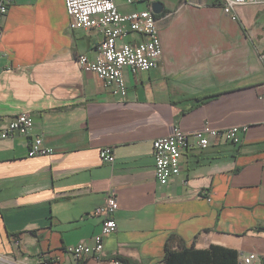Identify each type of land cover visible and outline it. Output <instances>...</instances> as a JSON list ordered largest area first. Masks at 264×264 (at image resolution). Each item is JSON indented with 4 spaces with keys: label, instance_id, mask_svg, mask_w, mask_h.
Listing matches in <instances>:
<instances>
[{
    "label": "crops",
    "instance_id": "crops-1",
    "mask_svg": "<svg viewBox=\"0 0 264 264\" xmlns=\"http://www.w3.org/2000/svg\"><path fill=\"white\" fill-rule=\"evenodd\" d=\"M65 2L12 0L2 22L1 128L29 114L55 153L30 158L20 135L0 142V264H165L172 236L176 249L214 245L264 264V4L226 14L222 0H117L126 15L162 6L159 67L123 69V99L79 68L103 36L71 29ZM206 125L248 130L241 145L184 150L180 176L159 185L154 142L173 126ZM106 147L113 164L102 162ZM108 194L118 199V229L103 254L77 261L67 250L94 244L103 218L93 213Z\"/></svg>",
    "mask_w": 264,
    "mask_h": 264
},
{
    "label": "built area",
    "instance_id": "built-area-1",
    "mask_svg": "<svg viewBox=\"0 0 264 264\" xmlns=\"http://www.w3.org/2000/svg\"><path fill=\"white\" fill-rule=\"evenodd\" d=\"M12 0H0V48L2 40V22L9 12ZM138 0H127L134 4ZM117 0H66L65 6L70 19V28L78 30L96 29L102 32L103 40L96 58L90 59L86 55L78 57L77 63L83 72H93L104 84L105 89L115 96L127 97V88L123 69L129 68L135 74L148 72L159 67L163 54L160 39L158 19L152 9L136 11L131 14L121 13L117 7ZM223 11L233 14L235 8L245 5L264 4V0H222ZM130 34H141L144 40L135 44L119 42ZM264 59V55L262 56ZM0 142L8 140L15 135L28 137L29 157L50 156L55 150L44 145V138L33 133L34 121L29 114H21L11 118L6 126L1 128ZM247 126L231 127L217 130L204 126L192 132H185L178 126H173L169 134L154 142L156 182L165 186L170 180L181 174V157L184 150L196 147L205 150L214 141L227 142L232 145L243 144L242 134L247 132ZM102 162L113 164L116 160L111 148L101 151ZM208 201H211L208 198ZM119 204L116 196L108 194L104 203L94 210L93 215L103 218L102 230L94 238V244L79 243L67 250V253L79 261L83 257H94L104 253V239L114 234L117 229L116 212ZM15 243L19 244V240ZM258 256L250 254L239 257V264H254ZM0 261H7L0 257ZM37 264H51L47 259ZM114 264H122L119 260Z\"/></svg>",
    "mask_w": 264,
    "mask_h": 264
},
{
    "label": "trees",
    "instance_id": "trees-1",
    "mask_svg": "<svg viewBox=\"0 0 264 264\" xmlns=\"http://www.w3.org/2000/svg\"><path fill=\"white\" fill-rule=\"evenodd\" d=\"M177 240L176 236H172L166 242L163 256L165 264H239L241 255L235 250L214 245L205 250L186 248L183 245L176 249Z\"/></svg>",
    "mask_w": 264,
    "mask_h": 264
},
{
    "label": "water",
    "instance_id": "water-1",
    "mask_svg": "<svg viewBox=\"0 0 264 264\" xmlns=\"http://www.w3.org/2000/svg\"><path fill=\"white\" fill-rule=\"evenodd\" d=\"M161 9H162L161 4H157V3H155V4L152 5V10H153V12L156 13L157 15H159V14L161 13Z\"/></svg>",
    "mask_w": 264,
    "mask_h": 264
}]
</instances>
